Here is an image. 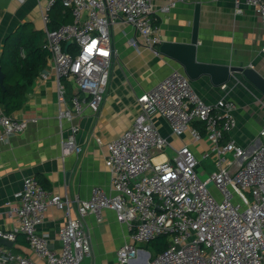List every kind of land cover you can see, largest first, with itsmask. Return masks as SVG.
Masks as SVG:
<instances>
[{
  "label": "built area",
  "instance_id": "1",
  "mask_svg": "<svg viewBox=\"0 0 264 264\" xmlns=\"http://www.w3.org/2000/svg\"><path fill=\"white\" fill-rule=\"evenodd\" d=\"M61 1L71 10L73 21L49 30L50 12L58 2L49 0L42 14L46 29L42 48L49 53L57 79L59 119L72 122L85 107L99 113L104 102L116 56L111 36L116 22L132 26L149 46L162 42L156 35L151 0ZM231 1L238 13L243 5L253 8L264 33V0ZM68 43L76 45L74 53L64 49ZM49 76L48 71L40 75L42 80ZM65 81L75 90L69 97ZM138 103L141 112L132 127L107 144L110 193L95 187L88 200L73 201L52 194L37 178L26 177L18 205L7 203L19 226L13 231L0 228V239L15 241L22 234L47 264H81L92 253L84 218L91 213L101 222L102 211L110 209L132 232L133 243H125L117 251L118 264H131L141 253L148 264H264V128L260 131L263 142L253 152L227 139L237 125V103L231 98L207 103L183 72L162 80L140 96ZM157 117L167 122L172 135L182 138L189 134L195 143L207 142L201 159L210 158L216 167L207 180L199 177L202 160L191 145L174 149L157 128ZM195 122L202 124L205 135ZM27 127L26 120L7 115L0 105V148ZM78 131V125L71 127L62 146L64 154L81 151L75 137ZM169 148L175 150L172 158L166 155ZM210 184L217 194L209 190ZM51 206L68 217L59 230V251L51 248L48 235L39 230ZM160 236L168 240L163 252L152 256L140 248ZM31 263L0 246V264Z\"/></svg>",
  "mask_w": 264,
  "mask_h": 264
},
{
  "label": "crops",
  "instance_id": "2",
  "mask_svg": "<svg viewBox=\"0 0 264 264\" xmlns=\"http://www.w3.org/2000/svg\"><path fill=\"white\" fill-rule=\"evenodd\" d=\"M154 8L156 35L161 42L190 43L196 6L200 7L199 43L197 60L202 63L253 68L264 77V33L257 12L243 5L238 13L231 0H151ZM49 0H0V60L6 55V45L15 41L20 33H40L46 41V29L42 14ZM175 2L172 6L171 3ZM169 7L165 11L164 8ZM73 21V19H72ZM116 56L111 79L99 113L93 114L85 107L80 117L72 122L59 119L58 84L48 56L45 66L26 93L23 106L13 116L26 120L27 129L0 148V228L13 231L18 221L10 215V206L18 205V193L26 177L33 176L52 194L71 200H88L95 187L108 193L112 190L111 172L106 167L107 144L130 129L141 112L138 98L150 92L158 83L182 67L159 54L156 46H149L144 38L130 25L116 22L111 28ZM43 42V44H44ZM42 44V46H43ZM64 47L76 51V45ZM25 56L24 51L21 52ZM50 73L42 80V72ZM192 88L207 102L233 99L237 125L227 139L253 152L263 142L260 131L264 128V95L241 75H233L222 86L212 84L206 75L190 81ZM67 89L75 90L65 81ZM71 88V89H70ZM157 128L174 149L190 144L198 159L207 147L203 140L195 143L186 134L182 138L172 135L169 125L160 117L155 118ZM79 126L76 143L81 151L63 152V143L71 135V127ZM100 139V143L98 142ZM166 150L168 158L175 150ZM10 203V206H7ZM77 214L74 204L72 215ZM98 222L95 214L84 218L90 237L92 253L81 264H118L117 251L125 243H133L132 232L127 225L118 222L110 209L101 213ZM68 221L63 210L48 208L40 232L47 234L51 248L59 251V230ZM10 246L4 249L31 260V264H47L30 249L24 235L18 234ZM140 248L155 256L151 244ZM145 253L131 264H148Z\"/></svg>",
  "mask_w": 264,
  "mask_h": 264
},
{
  "label": "trees",
  "instance_id": "3",
  "mask_svg": "<svg viewBox=\"0 0 264 264\" xmlns=\"http://www.w3.org/2000/svg\"><path fill=\"white\" fill-rule=\"evenodd\" d=\"M72 19L71 10L66 9L62 1L58 0L50 12L48 28L56 30L64 24L71 23ZM43 42V35L40 33L32 35L20 33L13 43L5 47L6 55L0 60V66L5 74L4 87L0 86V105L7 115L13 116L23 106L27 91L47 62L49 53L42 48ZM64 49L71 52L66 47ZM22 51L25 53L24 57L21 55ZM72 51V53L75 52V50ZM69 96H71V92L68 90ZM193 125L205 135V130L200 122H195ZM41 184L46 188L43 182ZM150 244L155 250L154 253L158 254L167 248L168 240L167 237L160 236Z\"/></svg>",
  "mask_w": 264,
  "mask_h": 264
},
{
  "label": "water",
  "instance_id": "4",
  "mask_svg": "<svg viewBox=\"0 0 264 264\" xmlns=\"http://www.w3.org/2000/svg\"><path fill=\"white\" fill-rule=\"evenodd\" d=\"M200 7L196 6L193 32L190 43L162 42L158 53L171 59L182 67L183 73L190 81L206 75L215 86L227 84L233 75H241L264 95V77L253 68H240L198 62L197 50L199 43ZM5 74L0 66V86L4 87ZM0 244L10 246L12 242L0 239Z\"/></svg>",
  "mask_w": 264,
  "mask_h": 264
},
{
  "label": "rangeland",
  "instance_id": "5",
  "mask_svg": "<svg viewBox=\"0 0 264 264\" xmlns=\"http://www.w3.org/2000/svg\"><path fill=\"white\" fill-rule=\"evenodd\" d=\"M201 166H199L198 168V173H199V177L202 181H205L209 178V176L216 171V167L214 165V162L209 158V159H201ZM204 169L206 170V172H204ZM209 190L214 193L217 194V190L214 187L213 184H210L208 186Z\"/></svg>",
  "mask_w": 264,
  "mask_h": 264
}]
</instances>
